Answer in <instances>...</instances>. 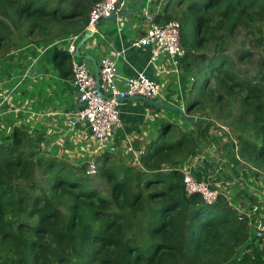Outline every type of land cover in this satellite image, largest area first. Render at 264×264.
<instances>
[{"label": "trees", "instance_id": "obj_1", "mask_svg": "<svg viewBox=\"0 0 264 264\" xmlns=\"http://www.w3.org/2000/svg\"><path fill=\"white\" fill-rule=\"evenodd\" d=\"M96 1L0 0V55L9 56L20 39L81 33ZM175 18L185 49L180 66L192 78L184 111L200 112L189 121L193 128L172 139L173 124L162 120L137 164L114 162L106 151L92 175L85 163L42 153V137L25 126L0 131V240L13 245L31 232L21 254L0 264H264L250 253L232 259L249 239L248 220L239 219L223 193L210 204L188 196L178 167L198 154L200 142L219 145L224 138L210 128L224 127L236 141L234 154L228 139L220 144L230 172L240 166L264 175V0H169L154 20L163 25ZM238 34L243 40L234 48ZM52 58L58 68L70 61L57 47ZM61 72L71 75V67ZM37 168L43 199L19 186H32ZM95 174L106 191L91 186ZM236 189L233 201L241 202L245 188Z\"/></svg>", "mask_w": 264, "mask_h": 264}, {"label": "crops", "instance_id": "obj_2", "mask_svg": "<svg viewBox=\"0 0 264 264\" xmlns=\"http://www.w3.org/2000/svg\"><path fill=\"white\" fill-rule=\"evenodd\" d=\"M138 1L142 4L139 10L123 14L128 9L138 8ZM168 1L127 0L125 9L113 19L103 21L96 28L94 35L81 46L79 52L93 56L97 65L103 57H113L120 85L125 78L135 75L138 71H144L149 78L161 84V100H154L180 107L187 100L192 84L191 76L183 70L180 63L174 66L165 55H160L151 62L149 46L132 45L147 29V17L163 14ZM53 43L54 41L46 45L24 44L13 50L11 58H3L8 62L3 67V75L5 82L9 83L5 85L7 92L0 86L1 121L8 118L7 122H10L11 126H25L32 136L36 134L42 137L40 144L46 151H55L58 156L62 155L63 159L71 163L76 158L81 160V156L86 157L88 154H96L98 157L101 151L106 152L108 149L124 155L128 152L132 164H135L138 161V152L158 134L160 122L157 118L159 110L162 109L141 99L122 101L119 106L121 125L114 130L108 142L97 149L87 124L76 123L73 127L67 125L68 117L80 103L71 75L63 76L61 72V69L70 68V61H65L63 66L58 68L52 58L55 47L65 49L66 45L58 47ZM24 64L26 67L22 71ZM90 67L94 69L91 61ZM196 156L198 157L195 155L193 159L197 164L185 163V169L195 178L204 180L211 187L218 189L233 207L240 211V201L234 202L231 197L236 192L233 184L229 181L228 190H221L222 186L217 181L224 179L219 177L220 172L211 171L209 159L204 157L199 160ZM125 162L129 163L126 159Z\"/></svg>", "mask_w": 264, "mask_h": 264}, {"label": "built area", "instance_id": "obj_3", "mask_svg": "<svg viewBox=\"0 0 264 264\" xmlns=\"http://www.w3.org/2000/svg\"><path fill=\"white\" fill-rule=\"evenodd\" d=\"M126 4L127 0L96 1L89 10L85 29L92 28L102 18L118 15L125 9ZM154 17V15L147 17V29L137 40L132 42V45L149 46L151 62H154L158 56L165 55L174 66H178L181 57L185 54V49L180 41V24L173 19L161 25L155 22ZM84 30L64 38L65 50L70 56L71 77L76 86L80 103V106L68 117L67 125L73 127L76 123L87 124L90 137L98 149L108 142L114 130L121 125L119 106L122 101L119 100L120 98L142 95L156 99V96L161 94L162 87L158 81L149 78L144 71H138L135 75L125 78L120 85L115 59L105 56L98 65L100 90L103 94L101 96L97 90L93 73L90 72L86 62L76 56V44ZM141 152L142 150L138 152L137 160ZM96 167L94 160L89 161L87 164L88 174L92 175L96 171ZM182 181L188 196L198 194L208 204L215 202L221 193L206 181L196 179L188 169L182 171ZM239 219H244V217L239 215ZM250 220L248 219L249 225ZM254 237L264 257V217L257 221Z\"/></svg>", "mask_w": 264, "mask_h": 264}, {"label": "rangeland", "instance_id": "obj_4", "mask_svg": "<svg viewBox=\"0 0 264 264\" xmlns=\"http://www.w3.org/2000/svg\"><path fill=\"white\" fill-rule=\"evenodd\" d=\"M175 19H177V18H175ZM177 21H179V20L177 19ZM64 35L65 34H62L61 36H58L56 39L50 38L48 41H47V39H44L43 36L28 37V38H24V40L20 39L19 42H16V43H17V46L21 47L22 45H24V44L27 45L28 43H33V44H37V45H46V44L54 41V43H53L54 45L61 47L63 45H66V42L63 39ZM242 40H243L242 35H240V34L236 35L233 38V42H232L234 48L239 47L240 44L242 43ZM252 50H255V48H252ZM207 53H209V49L207 50ZM6 54L0 55V81H1V78H3L2 81L0 82V86L3 87V90L6 87L5 85H7V83H9V81L5 82L6 78H4V75H3L4 74L3 67L6 66V64L8 63L5 61L7 59H3V58H11L13 56L12 53L9 56H7ZM3 56H5V57H3ZM83 60L86 62L87 67L89 68L90 72L93 73V69L90 67V61L85 60V59H83ZM241 65L246 67V68L248 67L247 65H243V64H241ZM25 67H26V64H24V66L22 67V71L25 69ZM10 72H11V70H10ZM16 78H17V75H16ZM4 91L7 92L6 89ZM6 92H4V93H6ZM156 98H157V100L160 101L161 100L160 94L157 95ZM0 106H2V103H0ZM180 107L184 109L186 107V101L183 104V106H180ZM198 113H200V112H197V110L195 109L193 114L189 115V118L193 119L194 121L199 119ZM157 119L160 122L159 126H160L162 120L163 121L167 120L173 124L174 136L172 139H176V137L180 134V132L188 131V130H191L193 128V127H191L189 120L182 117L179 113L171 111V110H167V109L159 110V117ZM0 121H1V119H0ZM7 121H9V119L5 118L4 121L2 120L0 122V131L1 132L9 131L10 128L12 127L11 125H9L10 122H7ZM2 124H4V125H2ZM223 130L225 131L227 129L224 128ZM210 132L212 135H218L221 133V136L224 139H222L220 141L219 145H217L215 147H210V146L207 147L206 143L203 144L202 142L199 141L200 142L199 145H201V147H198V149H197L198 157L196 156V158H199V160L201 158H204V157L209 159L211 171L215 170L217 172H220L221 175H219V177L221 178V176H222V178L224 179L223 181H217L222 186L221 190H224V191L228 190V186H229L228 182L229 181H230V183L233 184L235 189L237 187L240 188L241 190L243 188H245L242 190L241 202L239 203L241 211H237L234 207L233 208L236 210V214L238 216L242 215L247 220L251 219L250 225H249V239L245 242V244H243L242 246H239L235 249V252L232 255V259L239 258L244 253L245 254L250 253L251 256H253V257L256 255L262 256V253L260 251V246H259L258 242L256 241V238L254 237V231H255V227L257 225V221L260 218L264 217V175L261 173H258L257 172L258 169L255 168V169H253V172L255 173L253 176L250 173H248V170L241 168L240 166H237L238 169H235V171H234V174H238V175H234L233 173H231L230 172L231 168H232L231 167L232 164L230 163L231 160H229L230 158L228 157L227 153H225V150L221 149L222 145H220V144H223L225 140H227V137L224 136L223 132H220L219 130H216L214 128H210ZM36 136L37 135L35 134V137ZM230 141H232V140H229V143H230ZM233 141H235V140H233ZM235 144H236V141H235ZM40 148H41L42 153H47V151L42 146H40ZM46 149H47V147H46ZM106 151L108 154H110V156L112 157V160L114 162H119V161L125 162V159L128 160L129 163L131 162V160H130L131 158L128 156L129 155L128 152L124 155L123 153H120L119 151H109L108 149ZM52 152H54L57 155V153L55 151H52ZM101 152L103 153L104 151H101ZM230 152H231V146H230ZM54 153H52V154H54ZM59 154H60V152H59ZM232 154H234V152ZM60 156H62V155H60ZM60 156L57 155L58 158L63 159V156L62 157H60ZM79 156H81V155H79ZM81 157H82L81 160L79 158H76V160L73 162V164H75V165H80L83 163L88 164L89 161L94 160L96 166L97 167L99 166V163L96 161V158H97L96 154H94V155L88 154L86 157L85 156H81ZM185 163L187 165L188 164L191 165L194 163L197 164L196 162H194L193 156L187 157L182 162H180V164H178V167L180 168V170H182V169H183L182 171L186 170V169H184ZM131 164H132V162H131ZM41 170H42L41 168H37L36 176H35V178H33L31 180V182L33 184L32 186L27 181H20L19 182L21 192H27L28 194H30V196H38L41 199H43L44 194H47V190L44 188L45 186H44V181H43V178L41 175V173H42ZM237 180L239 181V183H237L238 182ZM90 184L92 187L98 189L100 192L107 190L106 182L104 180H102L101 178H99L98 176H96V174L90 177ZM234 196H237V192L234 194ZM231 197L233 198V195ZM230 204H231V202H230ZM23 220L28 222L29 224H31V223H33V221H35L34 219L28 218V217H26ZM16 228H17V225H14L13 229L16 230ZM30 233L31 232H28L29 236L23 237L18 242H15L13 245L0 240V262H4V261H8V260L10 261L11 259L17 258L21 254L20 253L21 249L26 244L25 241H27L29 238H31ZM251 240H253V242H254L252 247H250V248L246 247L247 245L252 244ZM262 258L264 259L263 256H262Z\"/></svg>", "mask_w": 264, "mask_h": 264}, {"label": "water", "instance_id": "obj_5", "mask_svg": "<svg viewBox=\"0 0 264 264\" xmlns=\"http://www.w3.org/2000/svg\"><path fill=\"white\" fill-rule=\"evenodd\" d=\"M139 3V6L138 8L136 9H128L126 11L123 12V14L125 13H129L130 11H133V10H139L141 7H142V4L140 1H138ZM115 17V15H111L109 17H105V18H102L100 19L98 22H96L94 24V26L92 28H86L84 30V33L83 35L81 36L80 40L78 41V43L76 44V56L81 58V59H85V60H89L92 62L93 64V75H94V78H95V84H96V87H97V90L99 92V94L101 96H103L101 90H100V83H99V66L97 65V62L95 60V58L89 54H80L79 52V49L81 48V46L89 39L91 38L94 33H95V30L96 28L105 20H109V19H113ZM127 99H141V100H145L149 103H151L152 105H154L155 107H158V108H161V109H167V110H171V111H174V112H177L179 113L182 117L186 118L187 120H189L191 123L194 122L193 119L189 118L188 115H186L185 111L183 108L181 107H178V106H174V105H171V104H166V103H159L157 102L156 100L152 99V98H147V97H144L142 95H134V96H129V97H126V98H120L119 100L121 101H124V100H127ZM223 128V127H222ZM224 129V128H223ZM225 133L227 135V139L228 140H231V135L230 133L225 130ZM230 146H231V152L233 153L235 151V141H230Z\"/></svg>", "mask_w": 264, "mask_h": 264}]
</instances>
